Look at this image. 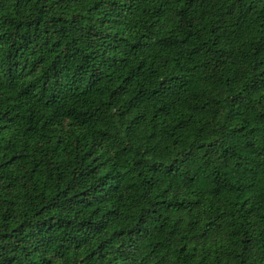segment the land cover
Segmentation results:
<instances>
[{
  "label": "trees",
  "instance_id": "16d2710c",
  "mask_svg": "<svg viewBox=\"0 0 264 264\" xmlns=\"http://www.w3.org/2000/svg\"><path fill=\"white\" fill-rule=\"evenodd\" d=\"M0 264H264V0H0Z\"/></svg>",
  "mask_w": 264,
  "mask_h": 264
}]
</instances>
